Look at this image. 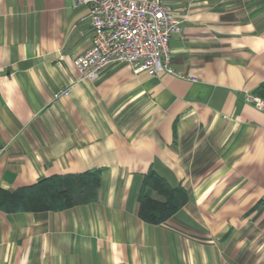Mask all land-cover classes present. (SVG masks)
Instances as JSON below:
<instances>
[{
  "label": "crops",
  "instance_id": "obj_1",
  "mask_svg": "<svg viewBox=\"0 0 264 264\" xmlns=\"http://www.w3.org/2000/svg\"><path fill=\"white\" fill-rule=\"evenodd\" d=\"M163 1L183 19L174 73L79 80L90 7L0 0V188L99 176L64 209L0 207V264H264V107L247 101L264 102V0ZM150 169L187 192L160 224L139 216Z\"/></svg>",
  "mask_w": 264,
  "mask_h": 264
},
{
  "label": "built area",
  "instance_id": "obj_2",
  "mask_svg": "<svg viewBox=\"0 0 264 264\" xmlns=\"http://www.w3.org/2000/svg\"><path fill=\"white\" fill-rule=\"evenodd\" d=\"M90 7L93 36L90 45L74 59L79 80H97L111 63H126L135 72L174 73L169 42L182 30V22L163 0H75ZM183 76L182 74H179ZM58 92L55 98L66 94ZM259 108L262 99L248 95Z\"/></svg>",
  "mask_w": 264,
  "mask_h": 264
},
{
  "label": "trees",
  "instance_id": "obj_3",
  "mask_svg": "<svg viewBox=\"0 0 264 264\" xmlns=\"http://www.w3.org/2000/svg\"><path fill=\"white\" fill-rule=\"evenodd\" d=\"M78 178L82 180L79 187L72 188L65 186L64 179L56 176L43 178L14 192L0 188V207L14 210L26 204L32 210L64 209L78 202L79 197L91 199L99 185V176L96 172H86ZM149 190H154L163 199L152 197ZM186 199L187 192L182 186H171L163 176L150 169L139 195V216L152 224L163 223L182 208Z\"/></svg>",
  "mask_w": 264,
  "mask_h": 264
},
{
  "label": "rangeland",
  "instance_id": "obj_4",
  "mask_svg": "<svg viewBox=\"0 0 264 264\" xmlns=\"http://www.w3.org/2000/svg\"><path fill=\"white\" fill-rule=\"evenodd\" d=\"M251 95V94H250ZM248 101V100H247ZM250 102V101H249ZM253 103V102H252ZM254 105H255V103H253ZM256 106V105H255ZM156 199H160V198H156ZM163 199V197L161 196V199L160 200H162Z\"/></svg>",
  "mask_w": 264,
  "mask_h": 264
}]
</instances>
